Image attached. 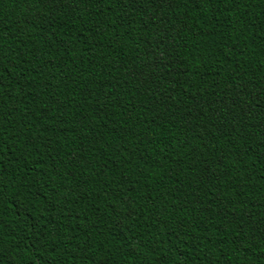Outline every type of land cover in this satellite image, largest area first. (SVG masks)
<instances>
[{
    "label": "trees",
    "instance_id": "1",
    "mask_svg": "<svg viewBox=\"0 0 264 264\" xmlns=\"http://www.w3.org/2000/svg\"><path fill=\"white\" fill-rule=\"evenodd\" d=\"M0 264H264V0H0Z\"/></svg>",
    "mask_w": 264,
    "mask_h": 264
}]
</instances>
